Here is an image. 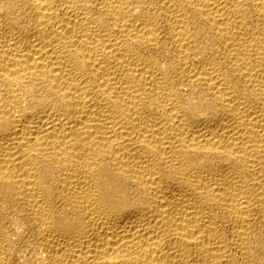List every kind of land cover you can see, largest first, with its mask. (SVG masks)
Listing matches in <instances>:
<instances>
[{
    "label": "bare ground",
    "instance_id": "bare-ground-1",
    "mask_svg": "<svg viewBox=\"0 0 264 264\" xmlns=\"http://www.w3.org/2000/svg\"><path fill=\"white\" fill-rule=\"evenodd\" d=\"M0 264H264V0H0Z\"/></svg>",
    "mask_w": 264,
    "mask_h": 264
}]
</instances>
